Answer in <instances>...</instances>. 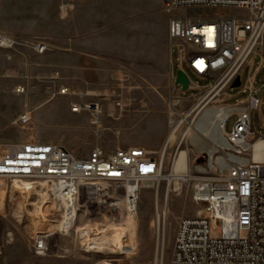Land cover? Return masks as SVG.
<instances>
[{
  "label": "built area",
  "instance_id": "obj_1",
  "mask_svg": "<svg viewBox=\"0 0 264 264\" xmlns=\"http://www.w3.org/2000/svg\"><path fill=\"white\" fill-rule=\"evenodd\" d=\"M168 4H177V10L191 7L243 9L248 16L204 20L169 15L168 60L172 81L176 78L171 59L175 45L179 50L178 70L187 74L183 68L186 64L193 74L213 82L201 88L203 93L194 97L187 110H182L187 101L180 92L175 94L172 85L167 99L168 137L159 153L143 147H118L111 151L95 146L88 156L79 157L62 145L34 140L6 146L0 155V179L29 184L22 186L24 192L35 195L38 201L41 195L44 206L53 213L48 216L57 215V219L51 221L56 228L40 230L32 238L29 249L34 256L56 254L54 252L62 249L61 239L73 233L84 252L97 254V249L88 243L101 233L91 234L87 223L81 220L90 222L98 218L103 225L135 218L144 182H152L149 189L154 192L156 204V249L157 252L163 250L164 254L167 220L158 209L161 181L156 179L163 175L166 150H173L180 132L183 137L175 150H182L184 141L190 143L187 150H202L194 145L196 140H190V134L202 135L209 123L207 112L221 108L225 111L220 125L223 147L218 150L231 157L214 164V171L219 172L215 178L208 180L203 173L192 175L189 172L185 174L186 179L180 181L181 189L176 192L194 183L191 201L202 210L195 216L178 219L170 264H264V161L256 162L252 156L254 144L264 139L255 136L252 120L254 110L260 106L258 90L254 87L260 66H255L252 58L259 56L261 63L264 61V0H165L166 11ZM17 44L15 39L0 34L1 48L9 49ZM34 49L42 54L46 46L37 43ZM247 65L251 69L244 89L249 91V97L234 105L224 104L227 89ZM189 82L188 89L200 88ZM1 89L0 85V92ZM23 92L21 88L16 93ZM75 105L81 106V112H89L90 124L98 128V104ZM76 108L78 106L72 107ZM232 115L236 120L230 133H226L225 126ZM31 120L32 116L26 113L15 124L24 128ZM171 136L175 139L171 140ZM174 190L169 184L166 200ZM77 224L83 225L77 227ZM59 225L66 229L57 228ZM135 240L131 245L130 242L125 244L124 252L115 247L106 251L114 257L133 256L137 249Z\"/></svg>",
  "mask_w": 264,
  "mask_h": 264
},
{
  "label": "rangeland",
  "instance_id": "obj_2",
  "mask_svg": "<svg viewBox=\"0 0 264 264\" xmlns=\"http://www.w3.org/2000/svg\"><path fill=\"white\" fill-rule=\"evenodd\" d=\"M81 2L0 0V34L19 43L9 49L0 47V155L7 145L28 140L62 145L70 151L79 150L82 154L95 146L112 149L120 146H143L159 153L168 137L167 99L172 85L175 94L180 92V96L187 101L182 106V110H187L194 102V97L203 93L201 88L213 82L196 76L186 64L183 68L189 80L200 88L182 91L181 86L172 81L167 48L164 51L161 45L170 15L165 9V0H102L101 33L105 40L114 39L117 52L124 56L128 37L130 49L136 52L144 51V43L148 39L154 42L156 54L161 56L165 53V59L155 65L154 74L147 82L144 76L133 74L123 58L122 67L110 68L101 76V90L83 89L81 76L78 75L72 81L66 68V40L69 36L66 18H71L72 14L75 19L80 18ZM71 4L74 5L72 10ZM173 15L175 18L212 20L246 18L248 13L236 8L191 7L175 10ZM37 43L46 46L44 53L35 51L34 45ZM178 58L179 50L174 45L171 59L175 76L179 69ZM252 59L255 66L260 65V71L254 80L260 106L252 115L253 131L255 136L264 137V61L261 63L259 56ZM250 69L251 66L247 65L242 70L240 87L227 89L224 104L234 105L249 97L250 93L245 91L244 86L250 76ZM21 88L24 92L16 93ZM66 90L68 93L61 94ZM92 103L98 104L100 110L98 128L90 124L92 116L89 112L71 111L73 104ZM26 113L32 116L30 124L24 128L15 124ZM235 120V116L229 117L225 126L226 133H230ZM182 137L183 132H180L175 147ZM175 147L173 150H166L164 176L172 173V164L182 150L188 152L189 172L192 175L204 174L210 179L219 174L214 169H209V157L205 151L187 150L190 147L188 141H184L182 150H175ZM222 155L225 152L220 151L215 157ZM174 183L175 181L171 183L173 187L179 186ZM169 184L167 179L161 180L158 204L160 213L167 208V238L161 264H170L178 219L195 216L202 210L191 201L193 182L184 186L181 192L171 193L166 200L165 192ZM23 185L24 182L0 179V195L5 191L0 208V264H13L10 263L12 260L44 262L52 259H70L74 261L73 264H103L110 262L112 258L116 259L111 264H156V204L152 189L143 188L140 191L138 228L136 231L130 226L126 228L129 234H137L134 241L137 249L133 256L114 257L110 251L102 254L84 252L73 233L69 238L61 239L62 249L54 252L56 254L36 257L29 249L32 238L40 230H53L55 224L51 221L56 220L57 215L54 213L53 218L48 216L46 221L36 218L33 204L38 203V198L26 194L22 189ZM27 195H31L28 202ZM47 208L44 206L45 211ZM48 214L53 213L48 211ZM102 222L98 218H93L90 222L81 220V223H87L91 227ZM82 225L77 224V227Z\"/></svg>",
  "mask_w": 264,
  "mask_h": 264
},
{
  "label": "crops",
  "instance_id": "obj_3",
  "mask_svg": "<svg viewBox=\"0 0 264 264\" xmlns=\"http://www.w3.org/2000/svg\"><path fill=\"white\" fill-rule=\"evenodd\" d=\"M81 1L80 18L78 20L75 19L73 14L71 18H66V26L68 27L69 33V36L66 40V68L67 74L72 76V81L75 77L78 78V75H80L83 82L81 85L83 89L91 91L101 90V84H103L101 76L106 74L110 68L117 69L118 67H122V61L124 58L127 68L129 70H133L131 72L135 75L144 76L147 82L148 79L154 74L155 65L165 59V53L163 52V55L161 56L156 54L154 52V42L148 39H146L144 43V51L140 50L136 52L133 49H130L128 37L127 47L125 48L124 56H122L120 52L115 50L114 39L105 40V37L102 36L100 29L103 26V17L100 12L102 0ZM70 9H74L73 4H71ZM168 24L169 21L164 28L165 32L163 33L164 36L161 40V45L163 46L164 51L167 48L169 59ZM261 137L264 138L263 136ZM120 147L132 148V146ZM105 149H110L111 151L114 150L112 148ZM90 151L91 150H85V153L82 154L79 152V150H71L72 153L79 157L88 156ZM4 194L5 191H3L0 195V208L3 205ZM44 262L47 264L74 263V261L70 259H52ZM44 262L31 260H12L10 263L43 264Z\"/></svg>",
  "mask_w": 264,
  "mask_h": 264
},
{
  "label": "bare ground",
  "instance_id": "obj_4",
  "mask_svg": "<svg viewBox=\"0 0 264 264\" xmlns=\"http://www.w3.org/2000/svg\"><path fill=\"white\" fill-rule=\"evenodd\" d=\"M177 10V4H168L167 11L170 13V15H173V12ZM61 94H65V92H62ZM78 106L76 109H72V107ZM71 107V111L73 113H79L81 112V106L79 105H73ZM99 111V108H98ZM224 110L221 108H213L209 110L206 114L209 123L207 127L202 131V135L199 136H194L193 134L191 135L190 140H196V144H194L197 148H201L205 153L208 154L209 157V162H208V167L209 169H213L214 164L217 162H222L227 161L228 158L231 157V154L227 155H222L215 157L220 151L223 150H218V148L223 147L222 141H220V130H221V121L224 115ZM98 112H96L97 114ZM175 136H171V140H174ZM163 151V150H162ZM178 153V152H177ZM222 153V152H221ZM252 156L253 160L256 162H262L264 161V139L256 142L253 146L252 150ZM172 173L168 176L161 175L160 178L156 179L157 181H161L162 179H167V181L171 184L172 182L175 181L174 184L179 185L176 186L175 192L181 189V183L180 182L182 179H186L184 177L185 174H189V156L188 152L185 150H182L178 153L176 159L174 160L172 164ZM210 180V179H208ZM17 182H22L19 180H15ZM18 186V185H17ZM23 186H29V184H25ZM152 186V182H144L143 183V188H149ZM21 187V186H20ZM31 196V195H29ZM29 196H26V202L29 201ZM40 200L38 201L37 204H33L34 206V214L36 218H42L46 221L47 218V212L49 209L47 208V211L44 209V198L39 195ZM162 216L166 219L167 217V208L163 209L162 211ZM138 216L135 218L129 217L125 220L124 223L120 224H108V225H99L96 224L95 226L91 227L90 225L87 224V229L91 234H98L101 233V235L95 237L92 241H89L88 245L94 249H97V253L102 254V252H105L107 249L113 250L114 247L117 248V251L120 250L121 252H124L126 247L125 244L127 242L133 241L136 237L137 234L132 235L126 232L127 227H132L134 231L138 228ZM51 226V225H50ZM53 228H56L53 225ZM57 228H62L63 230L66 229L65 226L59 225ZM81 232V230H80ZM163 256V250H159L157 252V258H156V264H161V259ZM103 264H111V262L107 261L104 262Z\"/></svg>",
  "mask_w": 264,
  "mask_h": 264
},
{
  "label": "water",
  "instance_id": "obj_5",
  "mask_svg": "<svg viewBox=\"0 0 264 264\" xmlns=\"http://www.w3.org/2000/svg\"><path fill=\"white\" fill-rule=\"evenodd\" d=\"M174 83L175 85H181L183 91H187L190 84L187 74H185L181 70H178L176 72V78ZM240 86H241V78L237 77L231 88H238Z\"/></svg>",
  "mask_w": 264,
  "mask_h": 264
}]
</instances>
